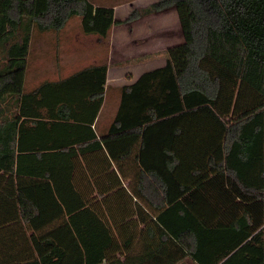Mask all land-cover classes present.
<instances>
[{
    "label": "trees",
    "instance_id": "16d2710c",
    "mask_svg": "<svg viewBox=\"0 0 264 264\" xmlns=\"http://www.w3.org/2000/svg\"><path fill=\"white\" fill-rule=\"evenodd\" d=\"M170 8L184 41L98 134L107 63L26 77L34 34L80 17L107 40L114 8L0 0V264H264V0H158L125 21Z\"/></svg>",
    "mask_w": 264,
    "mask_h": 264
},
{
    "label": "crops",
    "instance_id": "0c3cea01",
    "mask_svg": "<svg viewBox=\"0 0 264 264\" xmlns=\"http://www.w3.org/2000/svg\"><path fill=\"white\" fill-rule=\"evenodd\" d=\"M95 5L112 6L114 8L115 20H125L134 9H144L152 3L158 1H142V0H118L117 2H111L110 0H91ZM178 16V20H177ZM66 27V26H65ZM60 30H49L43 33L34 34L31 41V50L33 44L36 42H45L51 44L55 49L62 51V48L67 42V28ZM82 34L83 31L79 29ZM94 36L96 39H92L93 47L89 50L92 51L90 56L95 52L103 53L100 57L97 56V61L85 64L83 66H74L68 72L62 71L64 69L63 61H59L60 54L56 53V59L59 61L56 65V75L46 76L35 74L33 79V85H28L29 70H30V55H29V70L26 77V87L28 90L34 88L42 81L50 80L55 81L61 78L67 77L70 74L94 64L107 63L108 74L106 82V93L103 106L97 116L96 124L93 125L98 134L106 133L113 122L119 104L121 101V88L125 85L133 84L142 73L151 70H142V67L147 63L153 61V63L159 62L157 67L163 66L167 59V50L176 44L184 41V35L181 28L178 12L175 8H170L165 11L153 12L150 14H143L134 21L128 23H115L111 29L109 39L101 40L95 34H84ZM49 36L50 38H46ZM44 38V39H43ZM82 43V44H81ZM73 44L79 48L83 45L81 38H75ZM104 47L109 48L108 54L104 53ZM122 56L117 63H114L112 59L116 56ZM156 68V67H154ZM152 68V69H154ZM128 145V144H127ZM133 177L130 176L125 185L128 186L129 181H132ZM131 191L130 188H128ZM137 203L138 210L150 211L151 208L145 201L134 199ZM124 258V257H122ZM189 260V259H186ZM184 260L181 264H183Z\"/></svg>",
    "mask_w": 264,
    "mask_h": 264
},
{
    "label": "rangeland",
    "instance_id": "374dc122",
    "mask_svg": "<svg viewBox=\"0 0 264 264\" xmlns=\"http://www.w3.org/2000/svg\"><path fill=\"white\" fill-rule=\"evenodd\" d=\"M111 2H117L118 0H110ZM143 1V0H142ZM144 1H154V0H144ZM129 17V16H128ZM127 17V18H128ZM126 18V19H127ZM125 19V20H126ZM125 20H122V23H128ZM136 20V19H134ZM132 20V21H134ZM178 20V16H177ZM131 22V21H129ZM68 32L66 37V44L61 47L62 51L58 49H55L51 44L45 43V42H36L33 44V49L31 50L30 55V70H29V81L28 85H33L34 82V75L40 74V75H56V65L59 63V61H63L64 69L62 71L68 72L71 69H73L74 66H83L85 64L97 61V56L100 57L103 53L101 52H95L92 56H90V53L92 51L89 50L90 47H93L92 39H96L94 36L84 35L80 32L79 29H81V23H80V17H73L66 25ZM46 38H50L49 36H46ZM81 38L83 41V45H80L79 48L73 44L74 39ZM44 39V38H43ZM82 44V43H81ZM109 48L104 47V53L108 54ZM56 53L60 54V59H56L55 56ZM120 59H122V56H116L112 59L114 63H117ZM121 61V60H120ZM157 63H153V61L147 63L142 67V70L152 69L154 67H157ZM33 80V82H32ZM183 264H195L191 260H186Z\"/></svg>",
    "mask_w": 264,
    "mask_h": 264
}]
</instances>
